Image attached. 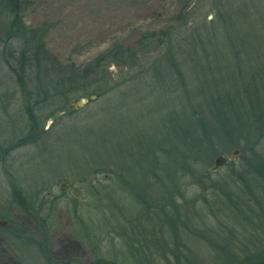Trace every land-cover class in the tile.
Instances as JSON below:
<instances>
[{
    "label": "trees",
    "instance_id": "1",
    "mask_svg": "<svg viewBox=\"0 0 264 264\" xmlns=\"http://www.w3.org/2000/svg\"><path fill=\"white\" fill-rule=\"evenodd\" d=\"M28 2L0 0V61L19 88L18 97L15 90L0 95V127L20 116L28 124L23 137L7 145L0 142V161L18 148L52 139L59 125L67 146L65 160L74 159L85 177L109 175L124 206H130L129 192L135 215L127 218L124 212L121 225L104 226H117L136 264H171L166 235L178 246L172 252L174 264L199 263L188 260L193 250L180 259L184 251L179 247L189 237L207 243L217 255L215 264H264V0H175L176 9L164 27L144 32L132 45L115 42L81 66L61 63L46 50L48 24L23 23L22 9ZM89 96L96 97L91 106L68 110L45 129L39 111L55 107L62 98ZM14 105L21 106L18 113L10 112ZM125 111L140 115L134 121ZM85 120L89 122L80 124ZM233 150L239 151V169L235 161L227 162L223 167H231L228 175L213 179L221 168L213 172L212 159ZM225 180L229 188L253 183V199L262 206L253 212L257 225L252 244L215 243L223 230L210 227V215L218 221H242L237 217L242 211L230 201L235 192L219 186ZM13 182L12 199L0 202V220L13 225L8 233L9 240L14 239L16 263L24 264L22 249H34L42 259L37 264H65L50 256L45 241L30 232L24 237L14 233L20 226L9 220L12 205L32 217L38 230H45L50 221L41 216L46 196L25 197ZM102 184L95 186L108 188ZM185 188L195 190L191 198H186ZM199 190L203 195L196 194ZM109 195L106 209L114 201ZM72 202L75 234L90 245L83 234L90 223L77 211L78 199ZM145 223L155 234L146 250L140 245ZM97 257L89 264H117Z\"/></svg>",
    "mask_w": 264,
    "mask_h": 264
},
{
    "label": "rangeland",
    "instance_id": "2",
    "mask_svg": "<svg viewBox=\"0 0 264 264\" xmlns=\"http://www.w3.org/2000/svg\"><path fill=\"white\" fill-rule=\"evenodd\" d=\"M175 9V0H30L22 9L21 16L27 27L48 24L49 29L43 38L46 50L56 56L61 63L81 66L115 42L132 45L144 32L159 30L164 27L172 18ZM4 63L1 59L0 95L15 90L16 97H18L19 88L15 84L12 73ZM73 99L62 98L55 107H45L44 110L39 111V117L44 121L46 130L52 126L53 122L65 117L69 110L68 103ZM94 101L92 100L86 107L91 106ZM140 106L145 108L144 105ZM19 107L21 106L14 105L10 112L18 113L16 111L19 110ZM57 112L60 114L54 118ZM130 114L125 111V115L134 121L140 115L139 112L134 115L133 113ZM132 115L133 117H131ZM0 121L3 122V120ZM63 121H66V118ZM87 122L89 120L80 124ZM3 130L5 131L3 132ZM27 130L28 124L24 116L15 117L13 123L8 122L4 128L0 127V142L5 143V145L11 141L14 142L17 138L23 137ZM53 130H55V136L52 139H45L35 145L18 148L10 154L7 161H0V202L7 203L12 199L13 179L17 181L15 184L23 191L25 197L34 196L41 200L43 196H46V208L42 210L41 216L50 221L47 222V228L38 230L32 217L20 207L12 205L9 207V220H12L15 226H20L18 229L15 228L14 233L19 237H24L26 232H30V236L38 241H45L48 253L56 262L89 264L95 256H98L108 259L112 263L125 264L126 261H131L132 264H136L137 261L130 258L128 247L120 236V230H115L117 226L111 227L114 224L121 225V222L118 221L124 212L127 218L135 215L133 213L134 202L131 200L129 192L127 196L130 206H124L123 202L118 201L115 197L121 194L114 191L113 181L108 180L109 175L85 177V173L78 172L82 169H80L79 164H74V159L68 156L69 159L65 160L67 157L65 156V148L67 146H65L61 134L62 127L56 125ZM222 154L227 155L228 153ZM214 160L212 159L209 168L213 167ZM238 161L237 156L236 163L234 162L236 169L240 167ZM230 168L222 167L219 170L220 174L213 176V179H220V176L225 177ZM99 181L100 184L103 183L102 186L108 188L95 186ZM206 183L209 184V181ZM219 183V186L229 184L228 180ZM248 183L247 187L245 185L242 188L235 186L229 188L227 186L225 189L227 192H231V189L235 192L233 197L230 196V201L242 211L237 212L239 214L237 217L241 218L242 221H222L221 219L218 221L209 214L208 224L210 227L223 230L222 239L220 238L219 241L215 242L222 247L225 246L226 242L232 246L253 243V226L256 228L257 225H253V220H257L253 218V212H258V208L262 205L253 199V183ZM61 184H65L64 190H61ZM91 185L102 191L96 192ZM110 185L111 188H109ZM73 188L79 190L77 211L82 214L86 222L90 223L87 230L83 231V234L92 241L90 245H85V241L75 234L76 219L73 217L75 205L72 202L74 197L70 194ZM185 190L186 198H191L195 191L192 188H185ZM109 193H111L114 201L106 209L104 206L111 201L109 200ZM209 193L210 191L207 192V194ZM196 194L203 195L201 190L196 191ZM257 195L259 194L257 193ZM121 199L127 198L121 196ZM0 213H4L3 208H0ZM106 223H109L108 226L112 225L110 227L104 226ZM124 225L128 231L130 224L127 220ZM12 226L9 221L0 220V264H17L15 260L16 251L13 246L14 239L11 242L9 239L12 236L8 233L13 229ZM142 229V243L140 245L146 250L148 245L153 244L155 234L150 232L152 229L150 223H145ZM186 237L187 235L182 238L185 239ZM147 238H150L149 242H147ZM165 240L168 244V249L166 248L165 251L169 252L168 259L171 264H174L175 259L172 252L178 246L168 235L165 236ZM184 243L185 246L183 247L190 249L184 250L180 245L179 248L185 253L181 255L180 259L186 257L188 251L193 250L192 254L194 255L191 257L189 255L188 260L192 258L199 261L198 264H215L217 255L207 247L205 241L203 244H198L199 242H191L189 237L188 240H184ZM22 254L24 264L42 263V259L34 249L27 251L22 249ZM220 260L221 258L216 262ZM141 263L146 264V261L143 260ZM152 263L150 261V264Z\"/></svg>",
    "mask_w": 264,
    "mask_h": 264
},
{
    "label": "water",
    "instance_id": "3",
    "mask_svg": "<svg viewBox=\"0 0 264 264\" xmlns=\"http://www.w3.org/2000/svg\"><path fill=\"white\" fill-rule=\"evenodd\" d=\"M95 98H96L95 96L75 98L68 103V109L70 111L79 110V109L83 108L85 105H87L89 103V101H92ZM59 114L60 113L57 112V114L54 116V118H56V116ZM238 155H239L238 150H233V151L229 152L227 155H218L214 160L213 167L211 168V170L214 172V171L222 168L223 165L226 164L227 162H234ZM60 187H61V190H64L65 184H61ZM70 194L72 195V197L77 199L79 197V190L77 188H73V189H71Z\"/></svg>",
    "mask_w": 264,
    "mask_h": 264
}]
</instances>
